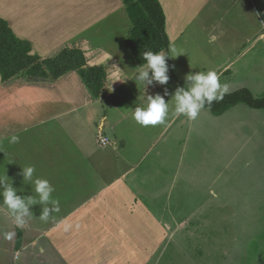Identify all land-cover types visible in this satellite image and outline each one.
I'll use <instances>...</instances> for the list:
<instances>
[{
  "label": "crops",
  "instance_id": "0c3cea01",
  "mask_svg": "<svg viewBox=\"0 0 264 264\" xmlns=\"http://www.w3.org/2000/svg\"><path fill=\"white\" fill-rule=\"evenodd\" d=\"M158 1L165 15L168 49L175 46L182 51V58L191 52L194 41L189 32L209 16L207 10H213L210 18H214L211 27L215 28L222 22V11L232 9V20L242 23V29L230 27L232 41L245 43L210 45L215 71L219 76L230 74L227 82L232 83L238 69L231 71L230 67L252 53L255 66L264 75L260 58L264 54V0ZM215 9L219 13L214 14ZM0 18L18 39L29 43L32 54L52 57L67 45L78 44L87 64L103 65L107 74L105 92L98 98L90 94L76 71L54 81L0 80V176L7 175L18 196H32L33 186L24 183L19 173L21 167L33 165L34 175L49 180L54 198L60 201V211L50 212L47 221L39 219L45 205L29 206L31 215L23 217L21 227L13 223L14 216L7 208L0 209V233L15 232L11 240L0 235V264H154L160 243L169 241L181 226L187 230L190 225V218L184 216V191L180 183L174 191L175 173L167 171L174 172L175 167L168 165L172 134L183 131L186 138L192 125L188 120V127L180 123L173 127L179 117L171 116L165 124L143 127L132 118V110L141 106V99L132 100L136 91L141 97L159 94L167 101L172 95L155 89L159 85L154 81H145L144 88L133 78V74L139 75L135 69L141 65L126 47L132 23L122 0H0ZM210 40L216 41L217 35H211ZM172 69L176 78L181 76V70ZM241 86L246 83L231 85L230 90ZM30 97L36 99L34 105L23 107ZM105 103L113 108L105 110ZM100 107L103 115L98 119ZM13 135L18 142H10ZM101 135L108 138L106 145L99 144ZM258 143L264 149V138ZM258 158L264 161V154ZM253 162L248 159L244 168L254 167ZM257 189L263 197L255 191L258 201L251 206L259 211V225L264 230V168L260 172V164ZM174 193L176 203L172 202ZM47 206L52 207L50 203ZM211 224L216 222L210 218L197 220L192 231L195 240L207 236L211 241L217 234ZM203 226L207 230L197 229ZM18 232L21 239L16 247ZM251 252L247 249L242 260L258 263L262 251Z\"/></svg>",
  "mask_w": 264,
  "mask_h": 264
},
{
  "label": "rangeland",
  "instance_id": "374dc122",
  "mask_svg": "<svg viewBox=\"0 0 264 264\" xmlns=\"http://www.w3.org/2000/svg\"><path fill=\"white\" fill-rule=\"evenodd\" d=\"M225 10L230 13L232 9L228 7ZM212 11L208 12L207 10L209 16L200 20L196 29L189 32L190 37L194 40L191 52H188L183 58L179 55L175 59H171L172 67L182 71V73L179 72L181 76L177 75V78L183 85H185L186 75L189 74L188 70L199 72L217 69L216 62L214 63L209 56L210 45H244L245 43L242 40L233 42L230 28L237 25L238 29H242V23L237 24L232 20L231 14L222 11L221 24L212 28L211 21L214 19L210 18ZM216 13H219L218 9L214 10V14ZM228 26L229 28H227ZM221 33L222 35H220ZM213 34L217 35L216 41L210 40ZM251 54L249 57L238 59L230 67L231 71L238 69L237 73H233L232 83L227 82L230 74L220 76V81L228 83L230 86L246 83V86L241 87L251 88L249 90L254 96H260L264 94V75L263 72L259 73L258 66H255L257 60L252 58ZM260 58L264 61V54H261ZM242 78L259 79L260 81L245 82ZM154 83L159 86L155 87V84L152 86L163 92V85L157 81ZM138 92L136 91L135 97H132L133 101L141 99ZM20 96L24 101L23 94ZM10 98L14 99L12 96ZM108 99L113 100L109 97ZM35 101L34 97H30L22 105L29 107L34 105ZM165 101L171 103V100ZM130 103L128 105L133 106ZM111 105L105 103L103 108L110 111L109 108H113L110 107ZM103 108L100 107L101 112L96 110L98 111L96 118L101 119ZM171 116L170 113L168 118ZM97 122L96 119L93 129ZM178 123L188 127V119L185 116H180L173 122V127H176ZM190 125L192 128L189 132L187 131L186 138L183 131H179L177 136H175L176 132L172 134L173 137L169 143L168 165L175 167L174 172L167 171L168 174L175 173L172 180L174 191L176 192L179 183L184 191L183 197L186 202L184 216L190 218V225L187 230L181 226L169 238V241L160 243L153 258L154 264L264 263V230L259 225V211L253 210V206H251L252 203L258 201L255 191L261 198L263 197L257 189V181L259 180V164L260 172L264 168L263 158L260 161L258 158L264 154V149L258 143L259 138H264V110H253L245 104H237L222 115L216 116L205 107L198 118L190 122ZM86 128L84 127L82 130ZM32 145L33 139H31ZM248 159L255 161L253 162L254 167L244 168L243 165ZM241 189L244 195H242ZM213 192L215 195H212ZM172 197V202L176 203L177 194L174 193ZM176 208L177 204H175V211ZM209 218L212 222H216V225L211 224L210 228L217 230V234L211 241H208L207 236H203L205 240H195L192 233L195 223L199 219L208 220ZM204 228L207 227H197L198 230H205ZM247 249L250 252L256 249L262 251L258 263L250 259L242 260V255L246 253ZM243 261L247 263H243Z\"/></svg>",
  "mask_w": 264,
  "mask_h": 264
},
{
  "label": "trees",
  "instance_id": "16d2710c",
  "mask_svg": "<svg viewBox=\"0 0 264 264\" xmlns=\"http://www.w3.org/2000/svg\"><path fill=\"white\" fill-rule=\"evenodd\" d=\"M132 23L126 37L127 50L138 65L145 63L143 53L148 50L167 52L169 39L165 32V15L158 0H122ZM169 80L163 84V95L171 96L178 86H184L173 74L170 58H166ZM76 71L90 94L103 96L106 86V68L103 65H88L81 45L71 44L52 57L41 58L31 53L25 40L18 39L7 23L0 18V80L22 78L27 81H54L63 74ZM167 89V95L165 94ZM237 104L264 110V94L254 96L245 87L225 94L223 100L208 108L213 115H221ZM21 235L18 232L16 247Z\"/></svg>",
  "mask_w": 264,
  "mask_h": 264
},
{
  "label": "clouds",
  "instance_id": "9594fccd",
  "mask_svg": "<svg viewBox=\"0 0 264 264\" xmlns=\"http://www.w3.org/2000/svg\"><path fill=\"white\" fill-rule=\"evenodd\" d=\"M182 54V51L172 46L167 52L161 50L154 52L152 50L143 53V63L135 72L139 75L133 78L137 82L146 87L153 81L160 84H166L169 80L168 66L166 65V58L175 59ZM151 72V77L149 76ZM231 86L228 83H221L220 76L214 69L206 71H199L186 75L185 85L178 86L172 95L171 103L166 102L165 99L157 94L154 97L151 95L141 97V106H137L132 110V118L141 126H156L158 124H165L170 113L174 117L185 116L188 120L195 121L200 112L207 106L211 108L214 102L223 100L225 94L230 92ZM167 95V89H165ZM18 137L13 135L10 138L11 143L18 142ZM36 169L33 165L21 167L19 175L23 177L26 184L33 186L35 195L21 197L17 195V189L12 186L9 178L5 174L0 176V198L2 204L0 209L7 208L12 216H14L13 223L17 227L25 224L24 216L31 215L29 206L42 204V215L39 217L41 221H47L51 213H58L60 211V201L54 198L55 191L49 180L34 175ZM212 195H215L213 192ZM51 204V208L47 205ZM3 238L11 240L15 236V232H2Z\"/></svg>",
  "mask_w": 264,
  "mask_h": 264
},
{
  "label": "built area",
  "instance_id": "2783aa9c",
  "mask_svg": "<svg viewBox=\"0 0 264 264\" xmlns=\"http://www.w3.org/2000/svg\"><path fill=\"white\" fill-rule=\"evenodd\" d=\"M98 142H99V144H101V145H106V144L109 142V140H108V138L105 137V136H104V137H103V136H102V137L100 136V137L98 138Z\"/></svg>",
  "mask_w": 264,
  "mask_h": 264
}]
</instances>
